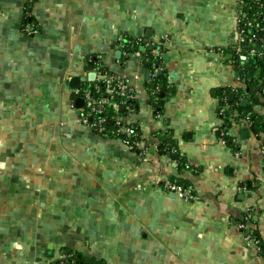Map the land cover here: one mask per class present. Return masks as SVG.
I'll list each match as a JSON object with an SVG mask.
<instances>
[{
	"label": "crops",
	"instance_id": "obj_1",
	"mask_svg": "<svg viewBox=\"0 0 264 264\" xmlns=\"http://www.w3.org/2000/svg\"><path fill=\"white\" fill-rule=\"evenodd\" d=\"M243 7L0 0V264H49L66 250L99 264H264V136H243L234 119L223 140L219 113L244 88L230 53ZM128 38L161 45L158 102L141 53L121 45ZM104 74L134 87L136 109L124 115L144 151L83 120L75 89ZM72 76L83 77L76 88ZM168 179L192 197L167 190Z\"/></svg>",
	"mask_w": 264,
	"mask_h": 264
},
{
	"label": "built area",
	"instance_id": "obj_2",
	"mask_svg": "<svg viewBox=\"0 0 264 264\" xmlns=\"http://www.w3.org/2000/svg\"><path fill=\"white\" fill-rule=\"evenodd\" d=\"M245 1L242 0V3ZM242 15H244V10ZM242 15L238 18V40L233 47L235 52L239 54L240 63H244L249 56L264 59V25L258 28L263 33H260L263 37L258 39L255 37V33L248 32V28L254 25L253 21H242ZM261 19L264 21V11L261 13ZM244 44H246V48L243 47ZM157 54H160L159 51L153 50L152 58L156 59ZM160 68V65L152 61L148 78L154 79ZM103 81L107 93H104L98 84H95L92 89L82 88L81 86L75 89V92L84 100L83 120L100 134L113 133L119 136L129 148L139 152L144 151L146 145H141L142 138L137 126L125 120V115L133 113L136 109L130 101L135 99L134 87L126 80L111 74L105 75ZM258 86L260 93H264V74ZM158 88L156 87L152 92L158 91ZM121 106L123 107L122 112H120ZM107 120L113 121V127L108 129ZM237 124L244 127L249 126L250 122L248 118L244 117L240 118ZM259 148L264 156V139ZM164 186L167 190L177 193L182 198L189 199L192 197L190 188L184 183L168 179L165 181ZM239 226L243 228L244 224L240 223ZM244 239L249 244H258V239L248 229L244 232ZM74 255L73 252L64 251L60 259L49 264H85L77 262Z\"/></svg>",
	"mask_w": 264,
	"mask_h": 264
},
{
	"label": "trees",
	"instance_id": "obj_3",
	"mask_svg": "<svg viewBox=\"0 0 264 264\" xmlns=\"http://www.w3.org/2000/svg\"><path fill=\"white\" fill-rule=\"evenodd\" d=\"M35 0H26V5L30 7V5ZM243 10L244 15H242V21L245 20H252L254 25L250 28H248V32L255 33V37L258 39H261L263 35L260 30H258L259 27L264 25V21L261 19V13L264 11V0H246L243 3ZM31 21V19H29ZM263 34V33H262ZM136 39H125L121 42V45H123L126 52H135L139 51L142 55V63L145 62L149 63V69L150 64L155 62L156 64L160 65V70L157 73V76L154 79L147 78V81L145 82L148 89L150 91H154L156 87L158 88V91L152 92L153 97L155 98V101L158 102L163 98V94L166 92L165 90V84H164V66H163V57H162V48L161 45L155 42H147L143 43V49H139V44L136 42ZM246 48V44L243 46ZM153 50L159 51L160 54H157L156 59L152 58V52ZM232 55V59L234 61V64L237 66L238 75L242 77V80L244 82V88H237L236 90H233L234 98L233 100H228L227 96L230 92L226 94L225 104L220 107L219 113L221 118L223 119V130H222V139L225 141L229 140V135L227 134V129L231 126L232 120L234 119H240V118H248L250 125L242 127L241 130H246L248 132L253 133L257 137L264 136V113H258L254 109V105L256 103H263L262 99L264 98V93H260V88L258 85H260V79L264 74V59L256 58L253 56H249L244 63H240L239 61V54L235 52L234 49L230 51ZM92 67L94 69H102L101 67H98L96 61L94 59L91 60ZM104 70V67H103ZM108 74H104L99 79H95L94 81L90 82H84L81 84L82 88H88L92 89L95 84H98L101 88V90L104 93H107V88L104 84V76ZM247 99L248 102L245 105H241L240 102L242 99ZM131 104L135 106L136 103L135 99H131ZM236 112V114H235ZM111 121V120H110ZM108 129L113 127V121L108 124ZM106 135H112L116 136L113 133L106 132ZM166 141H163V144H161L160 148L162 151L170 150L173 146L168 145ZM180 182V181H178ZM181 183H184L181 181ZM186 185V183H184ZM253 236L258 239V245H259V238L256 234L253 233ZM66 252H73L75 255V259L77 262H83L85 264H99L93 260H86L81 256H78V254L72 250H66Z\"/></svg>",
	"mask_w": 264,
	"mask_h": 264
},
{
	"label": "water",
	"instance_id": "obj_4",
	"mask_svg": "<svg viewBox=\"0 0 264 264\" xmlns=\"http://www.w3.org/2000/svg\"><path fill=\"white\" fill-rule=\"evenodd\" d=\"M143 68H144V70H143L144 77H145V78H148L149 63H148V62H145V63L143 64ZM94 76H95V72H91V73L88 74L87 79H88V80H93V79H94ZM82 80H83V77H82V76H72V77L70 78L69 85H70L71 87H73V88H76V87L79 86L80 81H82ZM233 98H234V93H232V92L229 93V94H228V100H233ZM75 102H76L77 106L80 107V106L83 105L84 100H83L82 98L79 97V98H76V99H75ZM247 102H248V100L244 98V99L241 100L240 104H241V105H245ZM122 111H123V107L121 106V107H120V112H122ZM107 123L109 124V123H110V120H107ZM242 135H243V136H246V135H247V131H242Z\"/></svg>",
	"mask_w": 264,
	"mask_h": 264
},
{
	"label": "rangeland",
	"instance_id": "obj_5",
	"mask_svg": "<svg viewBox=\"0 0 264 264\" xmlns=\"http://www.w3.org/2000/svg\"><path fill=\"white\" fill-rule=\"evenodd\" d=\"M234 139H233V141H234V143H233V145L234 144H238L239 142L238 141H240V134H239V131H235V134H234ZM252 137V136H251ZM256 140V139H255ZM257 142V141H256ZM258 143V142H257Z\"/></svg>",
	"mask_w": 264,
	"mask_h": 264
}]
</instances>
